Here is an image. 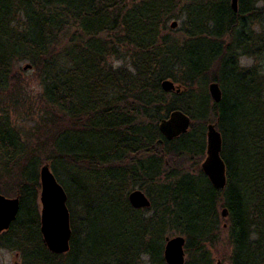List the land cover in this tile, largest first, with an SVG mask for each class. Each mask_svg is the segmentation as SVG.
<instances>
[{
  "label": "trees",
  "instance_id": "16d2710c",
  "mask_svg": "<svg viewBox=\"0 0 264 264\" xmlns=\"http://www.w3.org/2000/svg\"><path fill=\"white\" fill-rule=\"evenodd\" d=\"M231 1L0 0V95L20 88L15 65L30 62L43 91L42 122L60 125L51 130L46 161L66 191L72 229L67 254L47 249L38 209L41 159L27 154L18 132L0 120V173L14 164L22 173L16 179L20 212L0 234V248L18 252L22 264H141L142 253L149 254V264H167L165 243L176 233L186 239L185 264H214L222 208L228 212L223 221L231 264H264V86L257 68H240L236 56L239 50L262 55L264 40L252 33L264 8L256 0H238L234 12ZM173 19L181 26L168 32ZM112 56L128 61L135 74L127 66L114 71L106 62ZM165 80L180 92H165ZM232 80L237 101L222 86ZM211 82L222 89L220 103L209 94ZM242 82L257 90L256 119L244 106L252 91ZM175 111L191 118L192 132L167 141L159 125ZM236 115L254 129L247 138L240 131L233 151L238 168L223 142L225 189L216 190L202 171L165 181L171 177L164 174L165 158L203 156L210 117L223 137L229 116ZM246 142L253 143L252 155ZM58 173L71 179L74 193ZM135 186L149 198V208L130 205L128 191ZM73 198L82 211L79 226ZM253 231L255 240L249 238Z\"/></svg>",
  "mask_w": 264,
  "mask_h": 264
},
{
  "label": "rangeland",
  "instance_id": "374dc122",
  "mask_svg": "<svg viewBox=\"0 0 264 264\" xmlns=\"http://www.w3.org/2000/svg\"><path fill=\"white\" fill-rule=\"evenodd\" d=\"M173 22L178 23V27L176 29L171 28V24ZM257 24H259L261 28L264 29V14L262 15V17L260 18ZM180 26H181V20H177V19L170 20L167 24L168 32L177 31V29ZM252 35L262 36L260 38L261 39L263 38L264 40V31H261L259 33L254 31ZM258 48L259 47H256L257 50ZM245 55L250 56L249 54L248 55L244 54L242 50H239L236 56L239 60L241 56H245ZM250 57H253V56H250ZM254 58L258 62L264 61V51L259 58L257 57H254ZM124 64L125 66H127L129 62L124 60ZM28 65H31V64L30 62H27V61L20 62L15 65L14 71L20 72L19 80H20L21 86L17 90H14V92L11 94L0 95V120L1 122L9 123L11 128L15 129L18 132L27 154L33 153L35 157H39L41 159V162L38 166V173H39V179H40L41 168L45 165H49V163L46 160L48 158V155H50V150H51V141H50V136H52L51 130L52 129L54 130L55 128L60 129V125H56L54 128H52V124L49 125L47 124V122H42L44 121L43 119L45 117V113H44L45 104L43 102V96H42L43 91L40 85L39 78L35 74L33 67L31 66V69H28V70L24 69ZM252 68H257V70L259 71V77L257 81L262 82L264 86V74H261L260 63H257ZM238 81L240 82V79ZM232 82L234 81L233 80L225 81L222 86H223L224 91L226 90L228 92V97L232 98V101H237L238 96L232 97L234 89L235 90L237 89V88L233 89V87L231 86ZM236 84H239V83H236ZM242 85H244L246 88L250 87L252 91L251 104H248V106L247 105H244V106L249 107V109L253 111L252 117H251L252 119L250 120L256 119L257 117L256 115H254V110L257 107V104L253 102V98H255V94L253 96V92L257 91L255 88V85L248 84V82H242ZM208 86H207V89H208ZM262 95L264 99V89L262 91ZM230 104H231V101H230ZM244 111L246 112V110ZM244 111H243V114H244ZM232 119L234 118L229 116V121L230 120L231 121L227 125L228 131H227V134L222 137V139H223L224 144H226L229 148V150L226 151L227 159H229L231 163H236L234 167L238 168L239 167L238 164L240 163V158H239L238 152H236V156H234L233 151L238 147L239 138L242 136V134L240 135V131L242 130L244 132L243 135H245L247 138V135L249 134V132L250 134L253 133L254 128L252 124L247 126V121L244 119L243 120L240 119V117L237 115L235 116V119L233 121ZM213 120L214 119L210 117L211 123L209 124H214ZM191 132H192V129L190 127L188 133H191ZM206 134H207V128H206L205 139H204V144H203L205 147L203 156L199 155L193 158H190L188 156L186 158H184L185 156L181 158H176V157L173 158L169 156L165 158L166 161L163 167L165 171L164 174L169 175L171 177H168V179H165L166 177L164 175L162 180L165 179V181L171 182L185 174H189L191 176H197L198 173L202 171V164L205 162L206 150H207V135ZM245 148L250 151L251 155L253 154L254 147H253L252 142L250 143L246 142ZM256 161L258 160H255L254 157H252L250 161L251 168L256 167L257 165ZM176 170H180L181 172L175 177L173 175L175 174L174 172ZM7 171L8 172L0 173V195H3L9 199L16 198L17 197L16 196V192H17L16 179L18 177H21V174H22L20 164H14V165L9 166V168H7ZM51 171L54 174V171L52 169ZM100 174H103V173H100ZM90 176H91V172H90ZM263 176H264V172L261 171V177ZM60 182H62L65 188H67L73 193L75 192L76 188L73 189L72 186L74 184L72 183L71 179L61 175ZM74 183L77 184L78 182L74 181ZM92 183L93 182L90 180V187L92 186ZM136 190H140L138 186L132 187L128 191V196ZM40 195H41V191L39 193V199H38V209H39L40 216H41L42 204L40 202ZM96 200L97 198H96V193H95L94 198L92 199V203L95 204ZM72 202L73 203L71 205L72 206L71 209L74 212L75 216L77 217L75 219V222H77V225L79 226L78 218H81L82 211L78 208L79 202L76 198H73ZM223 210L224 209L222 208L219 209V215L223 223L221 225V230L218 233V236H219L218 242H217L218 244L215 245L211 250L212 251L211 255H212V258L214 259V264H231L230 259H231V255L233 252L232 244L229 239L230 237H229V231H228V224H226L223 221L225 219L222 216ZM177 236H182V235L173 233L168 238H174ZM0 250L6 251L11 254L12 264H22V257L18 252L4 249V248H0ZM189 261H190V256L186 254V263H188Z\"/></svg>",
  "mask_w": 264,
  "mask_h": 264
},
{
  "label": "water",
  "instance_id": "95a60500",
  "mask_svg": "<svg viewBox=\"0 0 264 264\" xmlns=\"http://www.w3.org/2000/svg\"><path fill=\"white\" fill-rule=\"evenodd\" d=\"M231 8L238 12V0L231 1ZM177 22L171 24V28L176 29ZM31 69V65L24 68ZM165 92L177 91L180 89L171 80L162 82ZM209 94L215 103H220L223 99L222 89L217 82H212L208 86ZM192 120L182 111H175L169 119L162 120L159 125L161 134L167 141H173L189 132ZM207 150L206 159L202 164V171L209 179V182L216 190H223L227 186V167L221 153L223 150V139L215 124L207 126ZM42 204L41 211V234L47 249L54 254H67L71 248L72 229L71 214L68 208V197L63 186L58 182L56 176L45 165L40 171ZM130 205L135 209H145L151 206V202L146 194L141 190H136L128 196ZM20 212V198H6L0 195V234L7 231L13 222L16 221ZM222 216H228L227 210H223ZM186 239L183 236L168 238L165 245V260L167 264H185Z\"/></svg>",
  "mask_w": 264,
  "mask_h": 264
},
{
  "label": "clouds",
  "instance_id": "9594fccd",
  "mask_svg": "<svg viewBox=\"0 0 264 264\" xmlns=\"http://www.w3.org/2000/svg\"><path fill=\"white\" fill-rule=\"evenodd\" d=\"M255 6L257 8H264V0H256V4ZM253 30L257 33L264 31V29L261 28V26L259 24L253 25ZM111 68L115 71L120 69L121 67H124V60L123 59H118L115 56L110 57L107 61H106ZM239 66L242 69H248V68H252L253 66H255L257 63H260L261 65V74H264V61H257L254 57H250V56H241L238 60ZM127 69L128 71L132 72L133 74H135V69L134 67L129 63L127 65ZM251 240H255L258 238L257 234L253 231L250 233V237ZM139 261L141 262V264H149L150 262V256L148 253H142L139 257ZM0 264H12V256L10 253L6 252V251H2L0 250Z\"/></svg>",
  "mask_w": 264,
  "mask_h": 264
}]
</instances>
